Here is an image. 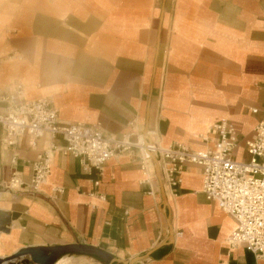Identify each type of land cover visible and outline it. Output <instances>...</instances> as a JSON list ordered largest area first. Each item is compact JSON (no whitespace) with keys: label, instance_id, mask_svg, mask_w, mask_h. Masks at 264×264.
<instances>
[{"label":"crops","instance_id":"0c3cea01","mask_svg":"<svg viewBox=\"0 0 264 264\" xmlns=\"http://www.w3.org/2000/svg\"><path fill=\"white\" fill-rule=\"evenodd\" d=\"M13 52L22 59H8ZM18 84L25 101L48 97L61 122H99L117 137L156 128L160 146L203 150L210 142L200 135L225 119L237 133L234 157L246 159L264 115V0H0V91ZM14 149L15 166L0 149V211L10 218L0 258L82 243L140 257L134 264H264L226 243L235 221L205 199L195 165L172 197L152 162L142 182L137 151L106 162L98 186L95 171L82 174L77 159L55 151L37 192L3 190L12 170L29 183L43 139L31 147L24 135ZM55 264L103 262L73 254Z\"/></svg>","mask_w":264,"mask_h":264},{"label":"built area","instance_id":"2783aa9c","mask_svg":"<svg viewBox=\"0 0 264 264\" xmlns=\"http://www.w3.org/2000/svg\"><path fill=\"white\" fill-rule=\"evenodd\" d=\"M7 58L21 60L22 56L13 52ZM23 95L20 84L12 93L0 91V149H10L11 166L17 163L18 152L14 148L24 135L31 147L42 138L43 150L31 162L29 183L24 184L20 173L12 170L3 190L27 188L37 192L50 175L55 151L77 159L82 174L90 175L95 171L94 186L99 185L106 162L121 153L137 151L145 176L142 182L145 183L149 182L147 165L152 162L149 155L152 153L158 161L161 182L172 197L177 196L176 188L182 181L185 165L199 167L205 199L214 202L235 221V229L226 238V243L230 247L244 246L255 259H264V115L258 119L252 136L245 141L247 158L236 159L237 133L225 119L213 123L200 135L201 139L210 142L203 150H193L178 142L160 146L156 128L147 130L151 140L144 145V136L138 130L117 137L107 133L99 122H61L58 109L48 97L25 101ZM250 111L253 114L259 112L257 108ZM56 137L64 141V146L53 144ZM55 190L62 191L61 188ZM97 197L105 201L103 194Z\"/></svg>","mask_w":264,"mask_h":264},{"label":"water","instance_id":"95a60500","mask_svg":"<svg viewBox=\"0 0 264 264\" xmlns=\"http://www.w3.org/2000/svg\"><path fill=\"white\" fill-rule=\"evenodd\" d=\"M147 128H144L142 131V135L144 136V145L149 144ZM154 165L155 175L157 179L161 182L160 179V170L157 159L149 154ZM162 200L163 203L165 201V197L162 192ZM10 224L9 216L0 211V232H7L8 226ZM66 254H83V255H91L100 259L103 264H114L116 262L122 264H134L140 260V257L133 258L131 260H121L113 257L111 254L106 251L92 246L88 244L75 243L68 245H60V246H47V247H27L20 249L13 255L5 258H0V264H16L17 262H13L12 260L20 257L19 262H23L25 264H55V262L63 255Z\"/></svg>","mask_w":264,"mask_h":264},{"label":"bare ground","instance_id":"6f19581e","mask_svg":"<svg viewBox=\"0 0 264 264\" xmlns=\"http://www.w3.org/2000/svg\"><path fill=\"white\" fill-rule=\"evenodd\" d=\"M145 136H148L147 134L145 135ZM149 138V137H148ZM150 139V138H149ZM152 154V153H151ZM152 156H154L153 154H152ZM155 157V156H154ZM21 258L20 257H18V258H15V259H13L12 261L13 262H17V261H19ZM56 263V262H55Z\"/></svg>","mask_w":264,"mask_h":264},{"label":"rangeland","instance_id":"374dc122","mask_svg":"<svg viewBox=\"0 0 264 264\" xmlns=\"http://www.w3.org/2000/svg\"><path fill=\"white\" fill-rule=\"evenodd\" d=\"M66 255H70V254H66ZM70 256H72V255H70ZM16 264H25V263L18 261Z\"/></svg>","mask_w":264,"mask_h":264},{"label":"trees","instance_id":"16d2710c","mask_svg":"<svg viewBox=\"0 0 264 264\" xmlns=\"http://www.w3.org/2000/svg\"><path fill=\"white\" fill-rule=\"evenodd\" d=\"M70 255H73V254H70ZM95 257V256H94ZM96 259H98L97 257H95ZM100 260V259H99Z\"/></svg>","mask_w":264,"mask_h":264}]
</instances>
